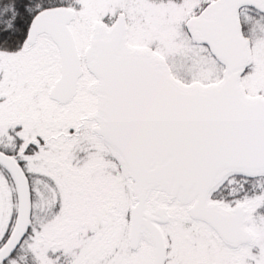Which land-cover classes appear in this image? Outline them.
<instances>
[{
    "label": "snow or ice",
    "instance_id": "obj_1",
    "mask_svg": "<svg viewBox=\"0 0 264 264\" xmlns=\"http://www.w3.org/2000/svg\"><path fill=\"white\" fill-rule=\"evenodd\" d=\"M0 264H264V0H0Z\"/></svg>",
    "mask_w": 264,
    "mask_h": 264
}]
</instances>
